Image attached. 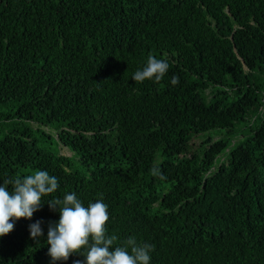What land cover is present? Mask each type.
<instances>
[{
    "label": "trees",
    "instance_id": "1",
    "mask_svg": "<svg viewBox=\"0 0 264 264\" xmlns=\"http://www.w3.org/2000/svg\"><path fill=\"white\" fill-rule=\"evenodd\" d=\"M150 54L169 70L137 83ZM37 170L59 188L0 264H53L66 193L150 264H264V0H0V185Z\"/></svg>",
    "mask_w": 264,
    "mask_h": 264
},
{
    "label": "clouds",
    "instance_id": "2",
    "mask_svg": "<svg viewBox=\"0 0 264 264\" xmlns=\"http://www.w3.org/2000/svg\"><path fill=\"white\" fill-rule=\"evenodd\" d=\"M169 67L166 59L150 54L145 66L138 69L132 79L137 83L145 80L158 83ZM171 83L177 85L179 77L173 76ZM58 188L57 177L44 170L3 180L0 185V237L14 230V221L21 218L31 220L45 204L43 198L56 193ZM47 204L50 210L60 213L58 222H49L47 232L48 255L53 264L67 261L73 254L86 258L85 261L75 260L73 264H150L153 245L138 244L130 237L122 246L114 247L118 237L108 234L109 206L102 199L85 207L75 193H66L62 199L52 196ZM43 223V220H36L29 225L31 237L37 241L44 235Z\"/></svg>",
    "mask_w": 264,
    "mask_h": 264
},
{
    "label": "rangeland",
    "instance_id": "3",
    "mask_svg": "<svg viewBox=\"0 0 264 264\" xmlns=\"http://www.w3.org/2000/svg\"><path fill=\"white\" fill-rule=\"evenodd\" d=\"M193 142L196 143V144H198V139L194 138V139H193ZM196 144H194V145H192V146L195 147ZM60 152H61L62 154H66V155H69V154H70V152H68V150L65 149V148H60Z\"/></svg>",
    "mask_w": 264,
    "mask_h": 264
}]
</instances>
